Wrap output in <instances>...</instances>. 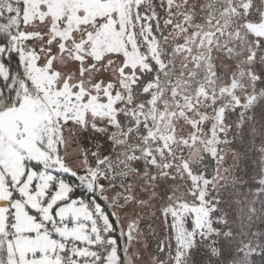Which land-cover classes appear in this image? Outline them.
<instances>
[{"label": "snow or ice", "instance_id": "snow-or-ice-1", "mask_svg": "<svg viewBox=\"0 0 264 264\" xmlns=\"http://www.w3.org/2000/svg\"><path fill=\"white\" fill-rule=\"evenodd\" d=\"M264 261V0H0V264Z\"/></svg>", "mask_w": 264, "mask_h": 264}, {"label": "trees", "instance_id": "trees-1", "mask_svg": "<svg viewBox=\"0 0 264 264\" xmlns=\"http://www.w3.org/2000/svg\"><path fill=\"white\" fill-rule=\"evenodd\" d=\"M259 264H264V261L259 262Z\"/></svg>", "mask_w": 264, "mask_h": 264}]
</instances>
